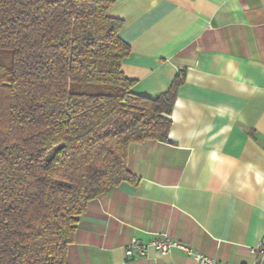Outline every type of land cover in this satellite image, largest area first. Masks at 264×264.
I'll return each mask as SVG.
<instances>
[{"label":"crops","instance_id":"1","mask_svg":"<svg viewBox=\"0 0 264 264\" xmlns=\"http://www.w3.org/2000/svg\"><path fill=\"white\" fill-rule=\"evenodd\" d=\"M108 13L131 45L132 91L183 81L169 140L130 144L135 180L89 201L67 264H199L179 248L127 255L132 238L165 235L250 264L264 236V0H114Z\"/></svg>","mask_w":264,"mask_h":264},{"label":"trees","instance_id":"2","mask_svg":"<svg viewBox=\"0 0 264 264\" xmlns=\"http://www.w3.org/2000/svg\"><path fill=\"white\" fill-rule=\"evenodd\" d=\"M114 0H0V264H67L90 200L134 181L129 146L169 140L180 72L135 93Z\"/></svg>","mask_w":264,"mask_h":264},{"label":"built area","instance_id":"3","mask_svg":"<svg viewBox=\"0 0 264 264\" xmlns=\"http://www.w3.org/2000/svg\"><path fill=\"white\" fill-rule=\"evenodd\" d=\"M150 248H153L154 250L162 254L168 253L174 248H179L185 251L187 254L194 256L198 260L199 264H231L228 261L219 260L195 252L189 245L178 240H173L166 235L160 238H156L149 243H144L137 238H132V240L126 246V252L129 256L135 254L144 255L148 253ZM252 252L256 258L250 264H260L261 259L264 256V236L261 239L260 244L252 248Z\"/></svg>","mask_w":264,"mask_h":264}]
</instances>
